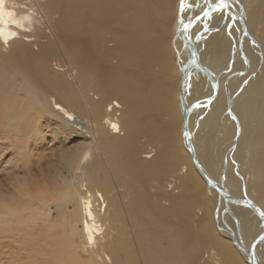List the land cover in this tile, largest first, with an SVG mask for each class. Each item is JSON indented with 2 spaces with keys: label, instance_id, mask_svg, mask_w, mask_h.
Instances as JSON below:
<instances>
[{
  "label": "bare ground",
  "instance_id": "6f19581e",
  "mask_svg": "<svg viewBox=\"0 0 264 264\" xmlns=\"http://www.w3.org/2000/svg\"><path fill=\"white\" fill-rule=\"evenodd\" d=\"M179 3L0 0V142L46 119L80 144L61 219L0 197V264H264V0Z\"/></svg>",
  "mask_w": 264,
  "mask_h": 264
},
{
  "label": "rangeland",
  "instance_id": "374dc122",
  "mask_svg": "<svg viewBox=\"0 0 264 264\" xmlns=\"http://www.w3.org/2000/svg\"><path fill=\"white\" fill-rule=\"evenodd\" d=\"M178 82V77H175L173 85L170 86V94H175L173 97H177ZM178 116L181 120V114ZM70 132L72 133L71 129H66L64 126L60 125L58 121L54 123L53 120L48 121L43 119L36 133L33 132L30 137L28 135L22 138L25 139L24 142L23 140H21L20 143L18 142V144L14 142L15 145L12 143L9 148L6 147L8 143L0 142V197L3 198V202L12 205L10 207H14L12 209H15V211L20 214L31 211L35 212L36 207L40 208L39 203L41 206L46 203V205L55 206L57 203L58 207H56L58 213L53 214L52 218L59 220L66 215L65 210L58 204L59 201L57 202L55 200V193L53 196L51 194H53V189H55V176L57 172L62 176H71V163L74 160L73 156L77 153L78 148H80L78 140L73 137L74 132L72 135ZM209 134L210 133L202 140L205 141L206 138H209L211 136ZM67 157H69V159L65 161L64 159ZM46 188H49V193ZM200 189L201 188L190 193L185 192L184 199L187 200L186 198H188L189 200L191 197H195L197 200V207L195 208H197V210H211V200L205 197L207 196L206 190ZM155 191V188L150 185L143 191V197L147 198L148 201L160 199L162 196H159ZM52 209L54 210V208H51V210ZM68 210L72 211V207L70 206L69 209H67V213L69 212ZM17 225L23 227V223H18ZM34 230L37 231V227H35ZM13 247H17L23 251L20 244L17 242ZM23 249H26L23 253L28 255V248L24 246ZM31 255H34L31 256L33 259L35 257H44L35 253ZM49 263L50 262H47V264ZM12 264L27 263L15 257ZM40 264H44L43 260Z\"/></svg>",
  "mask_w": 264,
  "mask_h": 264
},
{
  "label": "water",
  "instance_id": "95a60500",
  "mask_svg": "<svg viewBox=\"0 0 264 264\" xmlns=\"http://www.w3.org/2000/svg\"><path fill=\"white\" fill-rule=\"evenodd\" d=\"M205 14L202 13L200 14V17L204 16ZM193 22H189V24H192ZM183 28L180 29V34L183 37ZM185 42H187L185 39H184ZM182 82H183V79H181L180 81V85H179V88H178V95H179V98L181 99V102L183 103L184 102V95H183V91H182V88H181V85H182ZM183 115V120H184V123H183V130L185 132H187V125H186V121H185V118H186V115L184 113H182ZM187 141H188V144L190 146V141L188 140L187 138ZM208 184H212L213 187H215L221 194L222 196L225 198V199H235L234 197H232L231 195H229L227 192H225L221 187L215 185L214 183H211L209 180L207 181ZM250 208H252L254 211H257L256 208L254 207V205L250 202H247V201H244ZM264 217V216H263ZM250 256H252V254H250Z\"/></svg>",
  "mask_w": 264,
  "mask_h": 264
},
{
  "label": "snow or ice",
  "instance_id": "6c2138e0",
  "mask_svg": "<svg viewBox=\"0 0 264 264\" xmlns=\"http://www.w3.org/2000/svg\"><path fill=\"white\" fill-rule=\"evenodd\" d=\"M186 7H188L186 0H180V3H179L180 11L182 12ZM210 7L216 11L227 8V0H218L217 4L210 5ZM204 14H205V16L210 15V13L207 11ZM262 215H264V214H262ZM262 239H264V237H262Z\"/></svg>",
  "mask_w": 264,
  "mask_h": 264
}]
</instances>
